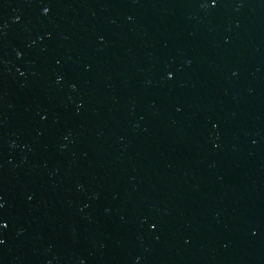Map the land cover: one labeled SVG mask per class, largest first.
Here are the masks:
<instances>
[{
    "label": "water",
    "instance_id": "95a60500",
    "mask_svg": "<svg viewBox=\"0 0 264 264\" xmlns=\"http://www.w3.org/2000/svg\"><path fill=\"white\" fill-rule=\"evenodd\" d=\"M0 264H264V0H0Z\"/></svg>",
    "mask_w": 264,
    "mask_h": 264
}]
</instances>
